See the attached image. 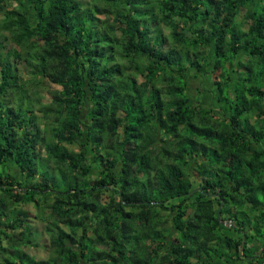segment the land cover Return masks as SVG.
I'll return each instance as SVG.
<instances>
[{
	"label": "trees",
	"instance_id": "trees-1",
	"mask_svg": "<svg viewBox=\"0 0 264 264\" xmlns=\"http://www.w3.org/2000/svg\"><path fill=\"white\" fill-rule=\"evenodd\" d=\"M0 264H264V0H0Z\"/></svg>",
	"mask_w": 264,
	"mask_h": 264
},
{
	"label": "rangeland",
	"instance_id": "rangeland-1",
	"mask_svg": "<svg viewBox=\"0 0 264 264\" xmlns=\"http://www.w3.org/2000/svg\"><path fill=\"white\" fill-rule=\"evenodd\" d=\"M167 32H168V29L165 30V33H167ZM209 68H210V66H206L204 68L203 72H206V70L209 71ZM191 74H193V73H191ZM203 76L202 75L201 76L198 75L195 77L191 76L190 91L192 92V95L196 99V101L201 100L202 104H204L208 107H213V106H215L216 102H215L214 98L211 96L210 90L212 91V89H214V86H215L214 79H213L211 73L207 74V75L205 74V77H203ZM43 84H44L43 88L41 89V95H42L41 99H42V103L46 104L49 102L50 96H51V93L49 90L53 89V88H59V87L54 85V84H50L46 81H44ZM225 92H226V88L223 87V93H225ZM48 164L49 163H47L45 161V163H43V166L48 167L47 166ZM13 173L15 174V172H13ZM59 175H61V173L55 174V176H59ZM61 188H64V186L61 185ZM36 223L37 224L35 225L36 227L34 228V231L36 233H39L40 238H38V241L40 244L44 240L43 237L41 238V235H42V232H44L46 230V224H43L37 220H36ZM41 246H43V245L41 244ZM34 252H35V254L38 255V257H41V258H43V256L47 255L46 250L43 247H40V250L38 252L37 251H34Z\"/></svg>",
	"mask_w": 264,
	"mask_h": 264
},
{
	"label": "water",
	"instance_id": "water-1",
	"mask_svg": "<svg viewBox=\"0 0 264 264\" xmlns=\"http://www.w3.org/2000/svg\"><path fill=\"white\" fill-rule=\"evenodd\" d=\"M24 191H26V190H24ZM196 191H202L201 187H196V188L192 189L190 192H188L187 194H188V195H191V194H193V193L196 192ZM205 193H206V192H205ZM220 207H221V205H219V207H218V209H217V216H218L219 219H220ZM243 244H244V238L242 239L241 249H242V247H243Z\"/></svg>",
	"mask_w": 264,
	"mask_h": 264
}]
</instances>
